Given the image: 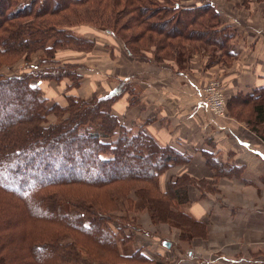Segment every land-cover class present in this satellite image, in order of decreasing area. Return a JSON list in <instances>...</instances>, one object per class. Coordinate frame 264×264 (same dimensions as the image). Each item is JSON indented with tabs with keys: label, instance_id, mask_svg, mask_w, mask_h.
I'll use <instances>...</instances> for the list:
<instances>
[{
	"label": "trees",
	"instance_id": "trees-1",
	"mask_svg": "<svg viewBox=\"0 0 264 264\" xmlns=\"http://www.w3.org/2000/svg\"><path fill=\"white\" fill-rule=\"evenodd\" d=\"M16 1L12 3L17 5L15 12L6 16L4 11L0 15V55L13 60L23 57L29 61L38 50L44 51L49 59L58 49L90 50L93 42L67 31L84 23L118 36L131 57L145 56L141 41L156 46L158 59L164 48L168 50L164 58H169L171 52L186 43L192 44L194 50H220L228 57L233 56L227 46L236 33L225 25L210 0H198L199 3L188 7L182 2L190 0H31L27 5ZM50 42L52 45L47 47ZM59 69L56 73V68L32 70L8 78L0 75V192L12 199L16 207L24 208L32 225L26 240L33 264L103 261L92 254L88 260L78 256L76 246L83 239L107 253V262L103 264H110L109 259L153 264L141 252L120 254L116 236L120 235V243L130 239L127 230L133 226L131 223L122 221L125 225L115 234L102 225L112 223L109 211L117 209L119 202L115 197L133 188L145 196L142 199L147 203L155 205L157 199L150 196L149 190L159 193L156 178L180 155L168 147H160L143 130L130 132L112 114L111 106L123 94L124 86L107 97L67 96L65 105L53 103L48 108L37 82H60L64 78L74 82L79 77L74 66ZM72 86L75 84L67 88ZM243 98L240 101L243 104L262 102L253 106V112L256 122L263 124L264 87ZM18 110L23 114L15 117ZM52 113L56 122L49 124L46 116ZM137 159L146 167L137 164L134 166L138 168L133 170V163L129 162ZM32 160L34 165L29 163ZM126 181L134 187H124ZM137 184L142 185L138 188ZM67 186L105 189L107 205L70 192V196L60 193ZM174 190L178 196L184 195L181 185L174 186ZM159 195L166 197V207L173 208L165 194ZM48 223L54 230L44 234L40 224ZM59 236L77 238L62 247Z\"/></svg>",
	"mask_w": 264,
	"mask_h": 264
},
{
	"label": "crops",
	"instance_id": "crops-1",
	"mask_svg": "<svg viewBox=\"0 0 264 264\" xmlns=\"http://www.w3.org/2000/svg\"><path fill=\"white\" fill-rule=\"evenodd\" d=\"M214 5L225 25L236 35L248 36L232 43L240 62L225 75L228 93L253 92L264 85V6L259 0H236L234 6L242 12H233L223 0ZM249 13L254 14L252 21ZM71 31L96 44L88 55H57L60 64L78 65V87L67 88V79L57 85L37 82L56 103L65 105L67 96L107 97L123 85V94L111 106L112 114L130 132L143 130L160 147L188 159L189 164L176 166L168 174L204 176L209 159L219 161L225 173L240 170L234 182L220 183L223 196L199 198L198 191L190 188L188 200L178 205V212L205 237L181 230L175 239L169 233L157 235L144 229L139 235L141 253L147 258L155 255L158 264H264V142L232 120L205 119L207 109L199 96L208 71L185 63L156 64L147 55L146 62H139L125 55L108 35ZM32 64L31 68L37 65ZM163 184L159 186L164 190Z\"/></svg>",
	"mask_w": 264,
	"mask_h": 264
},
{
	"label": "rangeland",
	"instance_id": "rangeland-1",
	"mask_svg": "<svg viewBox=\"0 0 264 264\" xmlns=\"http://www.w3.org/2000/svg\"><path fill=\"white\" fill-rule=\"evenodd\" d=\"M30 1L31 0H17L16 2L20 5H24V4L27 5L28 2ZM221 1L222 0H214V2L219 4ZM223 1H225L226 4L228 5L227 8L232 10L233 12L234 11L242 12L240 8L237 11L236 7L234 6L236 0H223ZM238 1L240 2V0ZM259 1H260V5L264 6V0H259ZM208 2L214 5V2L212 0ZM9 3H11L10 8H9L10 5ZM12 3L14 4V0H4V1L0 0V15H3L2 12L4 11H5L4 14H6V16L8 15V13H12L13 11L15 12V9H17V5H12ZM197 3H199L198 0H190V1H183L182 5L188 7V6H194ZM230 6L232 7V9L230 8ZM216 8L218 9L217 6ZM253 18H255L254 14L249 13V19L252 21ZM94 21L97 22V20L95 19ZM74 29H77L78 31L81 30L90 31L93 32L92 34L99 33V34L108 35L110 36V38L107 39L108 40L111 39L112 41H114L115 44H118L119 47H121L122 52L125 55L129 56L125 48L123 47L124 46L123 42L118 36L116 37L115 35H112V33L107 32L106 30L101 29L94 24L92 25V24L84 23L67 28V31L70 34L78 37L79 39L93 42V47H91L90 50L86 49V51L79 52L70 49H58L55 51L52 59H49L48 55L44 51L38 50L30 56L29 61L24 60L23 57H20L17 60L16 59L13 60L11 58L3 57L0 55V75H2L5 78H8L10 76L29 73L32 70L34 71L46 70V68H56L57 70L54 71L56 73V72H60L59 67L65 65H71L75 67L74 72L77 76H79L77 73L78 65L60 64L58 61H56V58L58 57L57 55L60 53L65 54V53L79 52L88 55L94 50L96 42L88 37L82 36L81 35L82 33H79V35L73 33L71 30ZM246 37L248 36L247 35L245 36L243 33H238L236 36L234 35L233 39L230 41V43L227 46L230 48V50L228 51L232 52L233 55L232 57L226 56L225 53L220 50L210 51V50H204L202 48H200L199 50H194L192 44L186 43L185 46L181 47L182 49L178 47L174 50V52H171V57L169 58H164L165 53H167L168 51L164 48L163 51H160L159 54L161 58L158 59L157 48L154 44L149 45L148 43H143L142 41L139 43L143 48L142 52L144 53V55L149 56L151 58L149 59V61H152L153 63L157 64V63L171 62L177 64L178 66H182L181 64L185 63L186 65L187 64L191 65L196 69H201V71L203 72L208 71L209 75L207 77H204L205 85L202 87V89L210 85L211 83L218 82L221 87V94L225 100V108H224V114L222 116H215L209 110H207V113H205V119L208 121V117L210 118V116H212V118L217 122L220 120L221 121L232 120L231 122H236L239 125H242L244 129H246V131L259 138L262 142H264V123L263 124L257 123L255 120V114L253 112V106L260 104L262 102L256 104L253 103L243 104L240 102L242 101L241 99H244L243 97H245V95L248 94L251 95L252 93L256 94L257 90H261V88L264 87V85L261 86L259 89L254 90L253 92L251 91L249 93H244L243 91H241V92H237L233 96H230V94L228 93L229 91L228 87L226 86V80H225V75H227L226 73L227 72L229 73L233 68L237 67L238 63L240 62V61H236L237 48H235L234 44L232 46V43H234L235 38L236 39L238 38V40H245ZM47 45H48L47 47H49L52 44L50 42ZM244 50L250 52L249 47H244ZM105 58H107V55L105 56ZM132 58H134L135 60H139V62L141 61L146 62L145 56L144 57L135 56ZM45 60L50 62L46 61L45 63L42 64V61ZM103 61H105V59H103ZM32 63L37 64L35 65V68L34 67L31 68L32 66L30 67V64ZM105 66L106 64L104 63L103 64L104 70H105ZM67 80H69L70 85L71 83L75 84V86L72 87L76 88L79 86L80 77H78V80L74 82H72V80L70 79ZM42 81L46 83H52L55 85L61 82V81L59 82V81H51V80H42ZM122 86L123 85H120V88H122ZM41 91L45 96H47L46 106L48 108L51 105H53V103H56L54 101V98L51 96V94H49L48 92H44L43 90ZM257 94L260 93L258 92ZM90 97H92V95L87 98L84 97L81 98L77 97V98L89 99ZM199 100H200V96H199ZM19 110L15 112L14 114L15 117H18L21 114H23L22 112L20 113ZM46 121L49 124L55 123L56 122L55 115L53 113L48 114L46 116ZM173 152L177 153L174 150ZM188 162H189L188 159L183 158L180 155V157L176 161L171 162L169 164L170 166L166 170L161 172L155 180L159 188V193L165 194L167 198L170 199L173 208L166 207L165 203H168V201H166V197L164 198L162 195H159V193L152 191L151 187H150L151 190H149V192L151 193L150 196H153L155 199H157L154 200L155 202H157L155 203V205L147 203V201L142 199L145 198V196L142 193H138V191H134L133 189L135 188L129 190L128 193L126 194L122 193L118 197L117 196L115 197V199L118 200L119 202L117 209L115 210L110 209L109 211V215L111 216L112 223H108L106 224V226L102 225V228L108 227V229L110 228L112 233L115 234L116 232L119 233L120 226L123 227L125 225L126 222L124 223L122 221L127 220L128 223H131L133 225L129 230H127V233L131 235V238L128 239L125 243L123 242H122L123 244L120 243L121 240L120 235L117 234L116 236V239L119 242L118 248L121 249L119 251L122 256L129 255L131 253L135 254V252H142L140 249L141 243H140L139 235L140 232L144 229L151 231L152 233L157 235L169 233L172 234L173 237H175V239L178 238L177 235L180 234L181 230L188 231L194 235L200 234V236H204V237L206 236V234L202 232L197 233V230L192 228L190 222L184 216L180 215L182 214L178 212L179 209L178 205L182 204L180 203V200H182V202L188 200L187 190H189L190 188L198 191L199 198H203L205 196L207 197L208 196L218 197L219 195L223 196L222 193L223 188L219 189L220 183L224 182L225 180L234 182L236 179H238L239 176L237 174L240 173V170H232L233 172L230 174L225 173L224 168L221 165H219V161L214 159H209L205 164L206 172L204 176L193 177L187 174H179V175L168 174L172 168H176V166H185L189 164ZM29 163H32V165H34L35 161L32 160L29 161ZM129 163H133V167H132L133 170H136L138 168V166H134L137 164L140 165L141 167H146L138 159L135 161H130ZM232 169L234 168L232 167ZM236 171L237 173L235 174ZM162 183H164L162 185L165 188L164 190L159 186V184L161 185ZM139 185L142 184H137L135 186H138V188H140ZM179 185H181L183 189L182 191L184 195L182 197L178 196L174 190V186H179ZM116 187H122V186H116ZM124 187L131 189L134 186L131 185L130 182L126 181L124 183ZM141 187H149V186L143 185ZM60 191H61L60 193L64 192L69 196L70 194L68 192L72 193L74 196H78L82 198H92L95 202L99 204L107 205L106 200L108 195L105 189L94 190L88 187L76 188V187L67 186ZM228 194L234 195V192L230 191ZM125 197L128 200H125ZM154 211H158V213L155 214ZM53 228L54 226L49 223L48 225L40 224V229H41L40 231L44 234H48L49 232L54 230ZM31 229H32V225L29 222V219L26 217L24 208L21 206L16 207L12 199H10L8 196L0 192V258H3L1 259L0 264H33V258L27 246L28 242L26 240V234L28 233L30 234ZM28 236L29 235H27V237ZM76 238L77 236H74V239L71 237H64V236L58 237L60 243L62 244V247L63 245H66L67 243L74 241ZM84 241L85 240L83 239L82 243L79 242L78 245L76 246V249L78 251V256L80 258H83L84 260H88L90 254H92L96 256V258L101 259L104 262H107L105 260L106 258L105 255L107 253H105L104 250L98 248L96 244H92V243L88 244L87 241H85L87 243H85ZM148 258L152 260L154 263L156 262V264H158L157 263L158 258L155 255L153 256V258L150 257ZM103 261L94 260L93 262L97 264H103L104 263ZM138 261H140V263L142 264L141 260ZM108 262L110 264H140L139 262H134V261H117L114 259H109Z\"/></svg>",
	"mask_w": 264,
	"mask_h": 264
},
{
	"label": "built area",
	"instance_id": "built-area-1",
	"mask_svg": "<svg viewBox=\"0 0 264 264\" xmlns=\"http://www.w3.org/2000/svg\"><path fill=\"white\" fill-rule=\"evenodd\" d=\"M200 103L215 116L224 114L225 100L218 82L211 83L202 89Z\"/></svg>",
	"mask_w": 264,
	"mask_h": 264
}]
</instances>
